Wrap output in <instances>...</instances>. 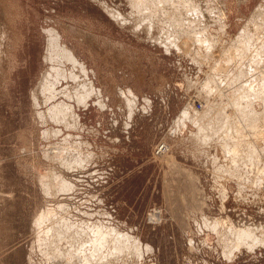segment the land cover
<instances>
[{
  "label": "rangeland",
  "instance_id": "obj_1",
  "mask_svg": "<svg viewBox=\"0 0 264 264\" xmlns=\"http://www.w3.org/2000/svg\"><path fill=\"white\" fill-rule=\"evenodd\" d=\"M184 1L198 12L176 23L149 0H0V264H95L79 223L119 235L120 256L104 248L101 264H264V58L245 42L264 37V0ZM49 31L77 67L48 62ZM238 63L245 77L230 86ZM56 70L79 81H60L50 99L42 80ZM242 84L255 94L237 112ZM82 86L93 91L85 104ZM60 103L71 116L49 120ZM206 107L198 120L214 131L179 123ZM226 115L238 137L220 127ZM44 211L74 225L73 242H43ZM246 230L262 241L233 249Z\"/></svg>",
  "mask_w": 264,
  "mask_h": 264
},
{
  "label": "bare ground",
  "instance_id": "obj_2",
  "mask_svg": "<svg viewBox=\"0 0 264 264\" xmlns=\"http://www.w3.org/2000/svg\"><path fill=\"white\" fill-rule=\"evenodd\" d=\"M139 1V0H138ZM179 1V0H178ZM183 1V3H180V4H178V5H176V3H174L173 2V0H149V2H153V3H158V4H160L161 5V3L163 2V4H164V6L166 5V7H167V9H166V11H165V16H167L170 20H174V22H178L179 21V19L181 20H184L183 18H185L186 20L188 19H191V16L193 15V14H195L196 12H198V9H196V8H194L195 10H194V12H193V5H195V3L192 5V2H189L188 4H187V2H185L184 0H182ZM135 2V1H134ZM137 2V1H136ZM143 2H147V1H143ZM141 3V0H140V2L138 3V4H140ZM148 3V2H147ZM184 3H186V4H184ZM132 4V3H131ZM144 4V3H143ZM162 4V5H163ZM141 5H142V3H141ZM146 5V4H145ZM180 5V6H179ZM195 7V6H194ZM137 8V7H136ZM145 10V9H144ZM205 10V9H204ZM150 11V10H149ZM162 11V10H161ZM202 11V10H201ZM177 12H178V15H177ZM257 13L255 14L256 16H264V13H263V7L261 6L260 8H258V10L256 11ZM137 13H139L138 11H137ZM146 13H148V12H146ZM145 14V13H144ZM149 14V13H148ZM157 14V13H156ZM155 16V15H154ZM158 16V15H157ZM149 17H151V16H149ZM190 17V18H189ZM199 17V16H198ZM201 17V16H200ZM206 17V16H205ZM208 17V16H207ZM146 18V17H145ZM166 18V17H165ZM167 18V19H168ZM203 19V18H202ZM209 19H207V21H208ZM194 21V20H193ZM191 22V23H194V22ZM183 22V21H182ZM182 24V23H181ZM189 24V23H188ZM207 24V23H206ZM176 25V24H175ZM184 26V25H183ZM189 26V25H188ZM187 26V27H188ZM190 26H193V25H190ZM178 28V30H179V27H177ZM177 28H175V29H177ZM191 28V27H190ZM193 28H194V26H193ZM259 28H260V26H259ZM188 29V28H187ZM204 29V28H203ZM260 30V29H259ZM263 30V29H262ZM205 31V30H204ZM251 31V30H250ZM169 32V31H168ZM188 32H189V29H188ZM193 32V31H192ZM262 32V31H261ZM166 33V32H165ZM170 33V32H169ZM204 33V32H203ZM257 33V32H256ZM259 33V32H258ZM171 34V33H170ZM190 34V33H189ZM207 34V33H206ZM191 35V34H190ZM195 35V34H194ZM239 35V34H238ZM245 35V34H244ZM250 35V34H249ZM256 35V34H255ZM168 36H170V35H168ZM189 36V35H188ZM193 36V35H192ZM197 36V35H196ZM244 37H246V36H244ZM257 37V36H256ZM262 37V36H261ZM48 38H49V42H48V44H49V52H50V55H49V59H48V62H52L53 61V59L52 58H56V57H58L60 60H61V62L63 63V62H65V63H68V64H70L71 66H73V68H75V67H77V62H76V60L74 59V56H73V54L70 52V51H68V49H66V48H61L60 46H59V38L56 36V35H54V33L52 32V31H49L48 32ZM168 38V39H167ZM166 39L167 40H169V37H167ZM172 38H174V37H172ZM193 38H195V37H193ZM204 38V37H203ZM210 38V37H209ZM250 38H251V36H250ZM206 39V38H205ZM212 39V38H211ZM241 39V38H240ZM245 39V38H244ZM243 39V40H244ZM170 40H172L171 38H170ZM169 40V41H170ZM196 40H197V37H196ZM187 41V40H186ZM189 41V40H188ZM203 41V40H202ZM241 41V40H240ZM191 42V41H190ZM197 42L199 43V38H198V40H197ZM209 42V41H208ZM210 42H211V40H210ZM245 42H246V47L249 49V47H251L250 45H256L257 44V46H256V48L254 49V51L258 54L259 53V51H262V58H264V37L261 39V40H259L257 43H251V40H248V39H246L245 40ZM205 43V42H204ZM212 43H213V41H212ZM191 44V43H190ZM189 45V44H188ZM208 45H210V44H208ZM207 45V46H208ZM178 46V45H177ZM203 46V45H202ZM213 46V45H212ZM246 47H244V48H246ZM210 48V47H209ZM183 49H184V47H183ZM213 49V48H212ZM190 50V49H189ZM210 50V49H209ZM231 50V49H230ZM250 50V49H249ZM248 50V51H249ZM258 50V51H257ZM191 51V50H190ZM228 51V50H227ZM233 51V50H232ZM240 52V51H239ZM231 53V52H230ZM229 53V54H230ZM238 53V52H237ZM191 54V53H190ZM195 54V53H194ZM233 56V55H232ZM201 57H202V55H201ZM254 57V56H253ZM252 57V58H253ZM226 58H228V56L226 57ZM233 58H234V56H233ZM244 58V57H243ZM195 59H196V57H195ZM231 59V58H230ZM229 59V60H230ZM223 61H225L224 59H223ZM231 62V61H230ZM236 62V61H235ZM238 62V61H237ZM236 62V63H237ZM242 63V62H241ZM236 64V66H233V69L232 70H230V72H232V73H229V74H227V76H228V79H227V81L228 82H230V86L231 85H233V83H237V81L239 80V82H240V79L242 78V76L244 75V71H243V69L245 68V67H243V64ZM234 64V63H233ZM229 65V64H228ZM221 66H223V65H220V67ZM257 66V65H256ZM262 66V65H261ZM231 68V67H230ZM80 69H82V66L80 67ZM221 69H222V67H221ZM264 69V68H263ZM224 70V69H223ZM260 70V69H259ZM225 71V70H224ZM216 73V72H215ZM251 73V72H250ZM258 76V75H257ZM243 77H245V76H243ZM262 77V76H261ZM258 78V77H257ZM50 80V81H49ZM67 80H72V81H74V82H78L79 80H77V78L74 76V75H72L71 73L70 74H66L65 73V71L63 70V71H60V70H56V71H54L53 72V76H50V75H46V76H44L43 77V86H42V88H41V92L42 91H45V92H49L50 94H51V97H50V99H53L54 97H55V93H56V90H55V88L53 87L54 85H56L57 86V84L58 83H60V81H67ZM244 80V79H243ZM262 85L264 84V77L262 78ZM239 82H238V84H239ZM241 82H242V80H241ZM255 82V81H254ZM259 83V82H258ZM227 84V83H226ZM238 84H237V86H238ZM249 84V83H248ZM261 85V86H262ZM206 88L205 89H207L208 88V86H205ZM210 87V86H209ZM235 87H236V84H235ZM234 87V88H235ZM91 88V87H90ZM90 88H88V89H86L85 88V86H82L81 87V89H82V92H81V94L79 95V96H77V101H78V103L79 104H85L86 103V101L88 100V99H90L92 96H93V91H92V88L90 89ZM237 88V87H236ZM234 89V90H237V89ZM240 88L241 89H244V88H246V90L247 91H240ZM238 91V94L239 95H237L236 96V98H233V101H234V99H235V101H236V103H233V105H231V107H232V109H235V111H237L238 112V110L240 109V103H241V101H240V103H238L237 101H239V99H242V100H247V97H252V96H254V94L255 93H252V91L247 87V84L245 85V84H242V85H239V90H237ZM242 92V93H240V92ZM234 92L235 91H233L232 92V94L233 95H235L234 94ZM262 93H263V91H262ZM262 93H261V91H259V93H257V96H259L260 98H262ZM238 97V98H237ZM72 98H74L73 96H72ZM37 98H35V100H36ZM49 99V100H50ZM237 99V100H236ZM231 100H232V98H231ZM232 101V102H233ZM234 101V102H235ZM101 102V101H100ZM230 104H232V103H230ZM229 104V105H230ZM210 105V104H209ZM248 105V104H247ZM245 106V107H243L244 109H246V108H249V106ZM36 106H37V104H36ZM51 107H54L55 108V110L54 111H50L49 113H46L47 115H46V117L47 118H49V120H53L54 122L55 121H58V122H65V120L66 119H68V116H71L70 114L72 113L71 111L72 110H70L67 106H65V105H61V103L60 104H56V105H53V106H51ZM228 107H230V106H228V105H226V106H223L222 107V109L220 110L221 111V113L220 114H223V113H228L227 112V110H230V108L228 109ZM203 108V107H202ZM213 109V108H212ZM241 109H242V107H241ZM191 110V109H190ZM189 109H188V111L187 110H185L184 112H183V114L180 116V119L178 120L179 121V123L181 122V124H183V122L184 121H188V120H191L192 122H193V124H196L197 125V128H198V132L200 133V132H205V131H214V128L212 127V126H209L208 125V127H203L202 125V120H198V118H200V116H202V117H205V116H209V110H210V108H205V110L204 111H201L200 112V115L198 114V113H194V114H192L191 115V111H190ZM241 110H239V112H240ZM242 111H243V109H242ZM254 111V110H253ZM55 113H58V114H55ZM229 115V114H228ZM242 116V115H241ZM250 116L252 117H255L256 115H254L253 114V112H251L250 113ZM219 118H223V117H221L220 115L218 116ZM238 117H240V114H239V116ZM249 117V116H248ZM224 118H227L228 119V122L226 121H224V122H222V124H224V126H220V127H223L224 128V132H225V134H226V136H228L227 134H229V135H233V134H237V137H238V135H239V133L238 132H240V128L238 127H236L235 125H233V123H231V121H230V116H225ZM236 120V119H235ZM69 122V121H68ZM254 122V121H253ZM252 122V123H253ZM184 125V124H183ZM206 126V125H205ZM198 135V134H197ZM222 135V134H221ZM206 138L207 137H204V139L206 140ZM203 141V140H202ZM227 141V140H226ZM162 144H159L155 149H156V152H155V155H156V157L157 158H162V157H164L165 155H167V153L169 152V150H164V147L162 146ZM164 153V154H163ZM226 153H228V152H226ZM161 155V156H160ZM258 182V181H257ZM260 182V181H259ZM62 189V188H61ZM45 190H48V189H45ZM48 192V191H47ZM46 192V193H47ZM50 214H53V212L51 213L50 212ZM49 214V212L48 211H44L43 213H41L40 215H39V217L36 219V221L34 222V226H36V228L38 229V230H40V232L42 231H44V237H45V239H43L42 240V235L40 236L41 237V240L43 241V242H50V240H51V245H58V244H54L55 243V241L57 240V243H58V241H59V244L61 243V242H63V241H65V242H67L68 240H69V242L72 240V238H71V240H70V237L69 236H66V234L68 233V232H70L71 233V230H73L72 228H74V227H71V225H73V224H71V225H68L67 224V222H66V224L64 223V225H65V227L63 228V227H61L60 225H58L57 223H55L54 221H53V219H54V217H53V219L52 218H50V215ZM56 217V216H55ZM58 219V218H57ZM58 221V220H57ZM55 224H54V223ZM62 222V221H61ZM65 222V221H64ZM48 223V224H47ZM53 223V224H52ZM69 223V222H68ZM85 224H86V222H84ZM57 224V225H56ZM80 224V223H79ZM78 224V225H79ZM83 224V223H82ZM91 224V223H90ZM89 224V225H90ZM76 225V224H75ZM76 226L78 229H79V226ZM92 225V224H91ZM71 228H70V227ZM74 226V225H73ZM80 226H83V225H81L80 224ZM85 226V225H84ZM35 228V229H36ZM76 228V231H73V233L75 234V232H76V234L77 235H79V236H82V235H85V240H84V246H86V244L88 245V247L91 245V247H92V250H90V252H88L87 254L89 255V256H87V254H86V260L85 261H90L89 263H94L95 262V264H101V258H103L104 257V254H102L101 252V250H104V248H108L109 247V250L110 251H108V256H109V252H110V254H113V256H114V254H118L119 255V253H121L120 251H117V244H118V241L120 240L119 238V235L117 234L116 235V233H112V232H110V231H112V230H110L109 232H108V230L105 232V230L103 229V226L101 227V225L99 224V225H93V226H85V227H80V229L78 230ZM37 229H36V231H37ZM68 229L70 230V231H68ZM107 229V228H106ZM74 230H75V228H74ZM68 231V232H67ZM116 232V231H115ZM69 233V234H70ZM73 233H72V235H73ZM81 233H84V234H82L81 235ZM39 234H41V233H39ZM69 234H67V235H69ZM78 236V237H79ZM254 236V235H253ZM252 236V234H250V232L249 231H235L234 232V238L236 239V241H235V243L232 245L233 246V249H238L240 246H245V247H248V248H251V247H253V246H256L259 242H261L262 240H260V239H258V238H254ZM76 237V236H75ZM119 237V238H118ZM54 238H55V240H54ZM124 238V237H123ZM38 239H39V236H38ZM37 239V240H38ZM75 239V238H74ZM74 239L72 240V242L74 241ZM87 239V240H86ZM130 240V239H129ZM42 241L40 242L39 241V243H42ZM88 241V242H87ZM48 242V243H49ZM64 242V243H65ZM87 242V243H86ZM49 243V244H50ZM68 243V242H67ZM128 243V242H127ZM44 244V246H45V243H42V245ZM71 244V243H70ZM75 244H76V241H75ZM79 244V243H78ZM81 244H82V242H81ZM81 244H80V246H81ZM90 244V245H89ZM48 245V244H47ZM65 246L67 245V244H64ZM133 245V244H132ZM76 246V245H75ZM48 247V246H47ZM74 247V246H73ZM91 247H89V248H91ZM42 248V247H41ZM51 248H52V246H51ZM80 248V247H79ZM103 248V249H102ZM125 248V247H124ZM128 248H129V246H128ZM147 248H149V247H147ZM53 249V248H52ZM55 249V248H54ZM139 249V248H138ZM73 250V249H72ZM80 250V249H79ZM78 250V252L80 253V254H82L81 253V251L83 252H85V248H84V250L83 249H81V251H79ZM88 250V249H87ZM124 250V249H123ZM122 250V251H123ZM131 250V249H130ZM55 251V250H54ZM56 251H57V249H56ZM55 251V252H56ZM101 251V252H100ZM139 251V250H138ZM44 252V251H43ZM70 252L71 251H69V255H70ZM83 252V253H84ZM87 252V251H86ZM85 252V253H86ZM105 252V251H104ZM125 252V251H124ZM131 253V251H128V253ZM63 253V252H62ZM67 253H68V250H67ZM77 253V252H76ZM76 253H75V256H78V255H76ZM78 253V254H79ZM84 253V254H85ZM105 253H107V250H106V252ZM129 253V254H130ZM72 254V253H71ZM83 254V255H84ZM122 254H123V252H122ZM126 254V253H125ZM132 254V253H131ZM135 254V253H134ZM59 255H60V253H59ZM83 255H82V257H83ZM107 254H105V256H106ZM61 256V255H60ZM74 256V257H75ZM85 256V255H84ZM100 256H102V257H100ZM108 256H106V258L108 257ZM120 256V255H119ZM81 257V256H80ZM89 257H90V259H89ZM111 257H112V255H111ZM115 257H117V256H115ZM131 257V256H130ZM64 258V257H63ZM79 258V257H78ZM78 258L77 257H75V259H77L78 260ZM85 258V257H84ZM82 259V258H81ZM99 259H100V261H99ZM83 260V259H82ZM81 260V261H82ZM103 261H104V258L102 259ZM65 261V260H64ZM78 261H80V259L78 260ZM105 262V261H104ZM84 263V262H83ZM103 263V262H102Z\"/></svg>",
  "mask_w": 264,
  "mask_h": 264
}]
</instances>
